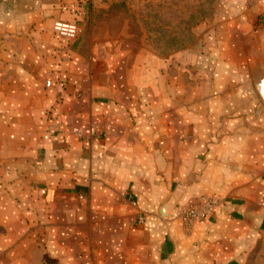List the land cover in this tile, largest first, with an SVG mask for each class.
<instances>
[{"label": "crops", "instance_id": "crops-1", "mask_svg": "<svg viewBox=\"0 0 264 264\" xmlns=\"http://www.w3.org/2000/svg\"><path fill=\"white\" fill-rule=\"evenodd\" d=\"M85 11L0 0V264H264V0L170 55L55 34Z\"/></svg>", "mask_w": 264, "mask_h": 264}, {"label": "rangeland", "instance_id": "rangeland-1", "mask_svg": "<svg viewBox=\"0 0 264 264\" xmlns=\"http://www.w3.org/2000/svg\"><path fill=\"white\" fill-rule=\"evenodd\" d=\"M221 1L85 0L86 16L81 35L94 40L124 42L135 49L146 47L160 55H170L200 43L202 33L214 20ZM212 197L218 202L210 215L221 203L219 197Z\"/></svg>", "mask_w": 264, "mask_h": 264}, {"label": "built area", "instance_id": "built-area-1", "mask_svg": "<svg viewBox=\"0 0 264 264\" xmlns=\"http://www.w3.org/2000/svg\"><path fill=\"white\" fill-rule=\"evenodd\" d=\"M82 30V26L75 22L58 20L54 25L55 34L68 41L76 40L81 35ZM94 135L95 133L90 134V136ZM217 202L218 199L203 195L199 200L187 204L184 208L181 207L177 214L183 218L186 226H190L196 221L202 220L210 215ZM142 219L143 218L140 217V220Z\"/></svg>", "mask_w": 264, "mask_h": 264}, {"label": "water", "instance_id": "water-1", "mask_svg": "<svg viewBox=\"0 0 264 264\" xmlns=\"http://www.w3.org/2000/svg\"><path fill=\"white\" fill-rule=\"evenodd\" d=\"M264 61V57H263ZM254 83L257 91L264 101V69H257L254 75Z\"/></svg>", "mask_w": 264, "mask_h": 264}]
</instances>
